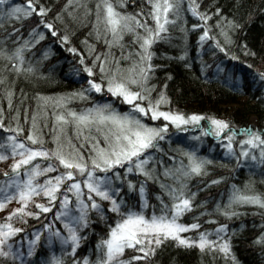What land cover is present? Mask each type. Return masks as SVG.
<instances>
[{"label": "snow or ice", "instance_id": "snow-or-ice-1", "mask_svg": "<svg viewBox=\"0 0 264 264\" xmlns=\"http://www.w3.org/2000/svg\"><path fill=\"white\" fill-rule=\"evenodd\" d=\"M147 2L150 10L146 15L154 22L151 25L140 18L145 15L141 9H137L136 13L118 11L113 0H98L96 5L98 13L101 8L103 10V15L98 19L104 25L105 37L111 33V39H106L107 44H120L122 36L129 33L139 45L138 58L133 60L131 66L123 68L119 58L109 60L105 56L101 59L99 53L92 65H87L81 56L80 63L84 65L82 71L89 77L86 85L56 97H39L40 110L33 112L27 135L19 138L24 129L17 125L11 129L14 134L0 140V162L11 158L7 168L0 170V211L7 209L11 202H16V206L4 211V216L0 218V258H3L4 264L9 261L11 264H68L69 258L70 264H142L150 260L157 248L168 239L175 240L180 246H196L202 251L216 250L225 258L231 256L233 264H236L230 235H224L228 232L226 224H218L215 230L199 231L195 237L181 235L200 228L195 217L191 223L180 222V217L195 207L193 199L196 193L185 194L186 181L194 175H206V166L212 161L198 156L195 150H184L183 155L188 161L186 165L162 169L163 177L175 182L169 184L161 180L155 154L150 151L159 148L158 142L169 128L167 122L181 128L190 123L197 125L202 117L196 113L185 115L178 111L162 110L160 105L167 103L163 86L155 100L151 97L156 85L149 81L159 67L151 62L154 56L151 46L156 41L166 39L162 34L169 31L170 24L176 23L181 5L179 0ZM26 3L27 8H23L18 4L8 6L7 0H0V15L19 19L20 13L28 16L36 12L41 17L40 23L52 30L55 36L52 23L42 19L48 9L43 6L37 9L33 0H26ZM116 4L123 6L124 0H116ZM188 10L203 22V31L199 36L203 42L210 36L207 21L213 15L220 14L221 9L215 7L214 11H200L195 0H189ZM221 21L225 26H221ZM216 26L221 27V35L229 44L232 43L231 32L240 28L235 20L224 16L216 21ZM200 27V24L191 25L192 29ZM42 37L41 32L36 39ZM68 39L67 35L60 37L62 42ZM212 39L215 40V37ZM25 47H31L27 40L17 46L12 55L0 49V56L22 61V49ZM216 47L226 55H232L219 42H216ZM241 47L246 53L256 55L244 42H241ZM69 51L75 53L77 49L70 48ZM232 59L237 57L232 55ZM97 64L100 73L98 80L93 78ZM110 64L114 66L109 67ZM14 67L20 70V64L14 63ZM256 75L264 80V72L257 71ZM102 92L127 105L128 110L120 112L113 103L108 102L93 103L79 111L68 106L71 101H87L92 94ZM11 95L9 89V104ZM50 105L54 106L53 127L52 134L46 140L39 117H45L43 127H46L45 109ZM145 117L153 121L162 117L165 123L159 126L149 124L145 122ZM206 119L211 127L202 128L201 131L211 132L217 139L227 141L224 147L228 154L236 155L232 144L235 136L241 134L244 137L239 141L242 147L236 157L238 163L241 157H249L250 149L259 147L258 163L264 165V130H254L250 126L230 128L229 122L224 119ZM2 120L3 116L0 115ZM69 127L72 136L68 134ZM0 128H5V125L0 123ZM226 130L227 134L221 136ZM48 143H51V147L47 146ZM250 159L257 161V156L252 154ZM159 163L163 166L164 162L161 160ZM130 174H137V178L129 179ZM139 176L144 179H139ZM223 179L217 177L208 183L214 184ZM148 181L159 184L161 190L156 193L159 210L153 205L151 214L145 212L149 206L146 192ZM125 187L129 192H138V206L120 195ZM165 193L169 203L162 198ZM242 206H255L264 214V191H257L249 181H245L243 187L232 185L223 206L217 202L216 211L234 219L241 214ZM90 213L101 221L113 219L114 222L107 225V232L96 241L92 252L77 256V249L88 235L87 232L81 233L91 223ZM112 214H115L114 217ZM29 218L40 221V227H32L29 231ZM210 231H215V239L209 238ZM252 242L264 247V231L256 235ZM57 244L60 246L59 254L54 250ZM126 250H133L137 254L125 258ZM41 254L43 259H37Z\"/></svg>", "mask_w": 264, "mask_h": 264}, {"label": "trees", "instance_id": "trees-1", "mask_svg": "<svg viewBox=\"0 0 264 264\" xmlns=\"http://www.w3.org/2000/svg\"><path fill=\"white\" fill-rule=\"evenodd\" d=\"M7 2L10 5L19 4L27 7L26 0H7ZM188 2L189 0H179L181 11L176 23L170 24L169 31L162 34L166 39L156 41L151 46V51L154 53L151 62L159 67L154 70V76L149 83L156 85L151 91L153 100L157 98L163 86L167 103L161 104V108L177 110L185 115L196 113L201 115L202 119L197 125L190 123L181 128H175L167 122L168 131L158 142L163 150V152L158 150L156 159L159 169L162 167L159 163L161 160L164 162L163 165L170 167L173 159L183 158L182 153L186 150V143L180 136L211 127L207 117L223 116L229 122L230 128L250 126L254 130H264V80L256 75L257 71L264 72V0H195L200 11L205 9L214 11L215 7L221 9L220 14L213 15L207 21L210 25V36L203 42L199 40L203 31V22L188 10ZM33 3L37 9L40 6L48 9L42 19L52 23L56 35L53 36L52 30L40 23L41 17L36 12L28 16L21 15L19 19L0 17V49H4L9 55L13 54L17 46L24 44L27 38H34L37 33H43L42 38L30 43L31 47L22 49L24 57L22 61L8 60L0 56V77L3 78L0 79V109H2L0 115L3 116L0 123L5 125V128H0V140L14 134L11 129L17 125L24 129L19 134V138L23 139L27 135L28 128L32 125L33 112L40 110L39 97H56L86 85L89 77L82 71L84 65L80 63L81 56L84 57V64L87 65H92L97 53L100 54L101 59L105 56L109 60L119 58L123 68L131 66L133 60L138 58L139 45L132 40V35L129 33L122 36L120 44L110 46L106 43V39H111V33H108L107 37L104 35V25L98 19V16L103 15V10L101 8L100 12H97L98 0H33ZM113 3L117 10L122 12L136 13L137 9H141L145 15L140 18L146 19L148 24L151 21L146 15L150 10L147 0H124L123 6L116 4V0H113ZM221 16L229 17L240 24V28L231 32V44L221 35V27L216 26V21ZM192 24H200L201 27L192 29ZM221 26H225L223 21ZM33 29L36 31L33 32ZM98 32L99 38H97ZM64 35L69 39L62 42L60 37ZM212 37H215V40ZM216 42L222 44L237 59H232V55H226L217 48ZM241 42H244L256 55L246 53L241 47ZM70 48H75L77 51L71 52ZM14 63L20 64L19 71L15 69ZM111 66L114 65L110 64L109 67ZM29 68L31 71H25ZM98 68L97 64L93 70V78L97 80L100 76ZM9 89L12 91L11 104L7 96ZM105 102L113 103L120 112L128 110L127 105L116 101L106 92L94 93L87 101L82 102L78 99L71 101L68 106L79 111L90 104ZM53 107L50 105L45 109L46 127H43L45 117H39L46 140L52 134ZM144 119L146 123L156 126L165 123L163 118H158L156 121L148 117ZM68 134L73 135L70 127ZM226 134L227 130L221 133V136ZM243 138L241 134H237L233 144L236 145ZM216 139L211 132L203 133L200 140L202 148L199 153L209 159L221 157L222 148L216 146ZM47 146L51 147V143ZM150 151L154 152L155 149ZM10 161L11 158L0 162V170L6 169ZM206 167L208 170L206 175H194L189 178V184L194 187L196 193L193 199L195 207L180 217V222L191 223L193 218H196L200 228L189 231L192 237H195L199 231L215 230L218 224H226L228 232L224 235H230L232 255L235 256L236 264H264V247L252 242L256 235L264 231L262 227L264 214H261V210L255 206H242L241 214L234 219L216 213L213 214L215 217L213 221H206V218L212 215L208 212L216 210L217 202L223 206L232 185L243 187L245 181H249L257 191H264V165L248 161L236 162L233 165L212 162ZM217 177L224 179L214 184L208 183L209 180H216ZM129 178L135 180L137 174H130ZM122 191L124 194L127 192L125 188ZM160 191L158 184L153 181L147 182L149 206L145 209L146 214L153 211V205L159 210L156 193ZM130 196L132 199L129 200L126 196V200L138 206V192H131ZM162 198L165 203L170 202L166 193ZM14 206H16L15 201L11 202L4 211L11 210ZM4 211H0V218L4 216ZM245 212L247 214H244ZM112 215L114 217L115 214ZM90 217L89 227L81 233L87 232L88 235L77 249V256L92 252L96 241L107 232V225L114 222L113 219L101 221L94 213H90ZM32 227L39 228L40 221L29 218L27 228L30 231ZM213 232L210 231L209 236ZM18 238L19 236L15 239ZM54 250L59 254V244ZM135 254L137 253L133 250H126L125 258ZM37 259H43V254ZM0 264H4L3 258H0ZM142 264H233V260L231 256L225 258L216 250L202 251L196 246H180L175 240L168 239L157 248L150 260Z\"/></svg>", "mask_w": 264, "mask_h": 264}, {"label": "rangeland", "instance_id": "rangeland-1", "mask_svg": "<svg viewBox=\"0 0 264 264\" xmlns=\"http://www.w3.org/2000/svg\"><path fill=\"white\" fill-rule=\"evenodd\" d=\"M8 3V2H7ZM8 6H11L10 4H8ZM23 8H27L26 6H24V5H21ZM5 13H6V9H4L3 10ZM21 15H23V13H20L19 14V16H21ZM0 17H2V18H9L7 15H0ZM154 22L152 21V19H151V21L149 22V24L151 25V24H153ZM39 35V33H37L36 34V36H34V38H27V41L29 42V43H31L32 44V42L33 41H37L38 39H36V37ZM45 53L47 52L46 50L44 51ZM161 106V105H160ZM162 110H166V109H163V108H161ZM170 110V109H169ZM166 111H168V110H166ZM170 111H177V110H170ZM212 117V116H211ZM162 118V117H161ZM218 119H224V120H226V118H224L223 116H221V117H217ZM252 121H253V118H252ZM210 122V121H209ZM251 123H253V122H251ZM175 127V126H174ZM176 128V127H175ZM210 128V127H209ZM204 132H202L201 130L200 131H198V132H194V133H192V132H187L186 134H182L181 136H180V138L186 143V150L187 151H193V150H195V152H196V154L198 155V156H201V157H207V156H205V155H202V154H200L199 153V150H200V148H202L201 146H202V142L200 141L201 140V135L203 134ZM205 134V133H204ZM216 146L218 147V148H222V155H221V157L220 156H217V157H215L214 159H209V157H207L209 160H211L214 164H224V165H229V164H235L236 162H237V156L239 155V152H240V149H241V145L239 144V141L237 142V144L236 145H234L233 144V141H232V144H233V151L236 153V155H231V154H228V150L227 149H225V147H224V145L227 143V141H225V140H222V139H216ZM158 150H161V152H163V150L160 148V146H159V148L158 149H155V151L154 152H152V153H154L155 154V159H157V156H158ZM183 154V153H182ZM252 154H254V155H256L257 156V161H252L251 159H250V155H252ZM250 155H249V157H247V158H245V157H241L240 159H241V162L240 163H243V162H245V161H248V162H255L256 164H259L258 163V161H259V147H257V148H255V149H250ZM187 157L186 156H184L183 155V158H181V157H179L178 159H173L172 160V164H170L169 166L170 167H172L173 169H175L176 167H179L181 164H184V165H186L187 164ZM151 165H149V167H150ZM163 167H168V166H165V165H163L162 167H161V171H160V175H161V180L162 181H165V179H167L168 181H167V183H169V184H173V183H175L171 178H165V177H163V175H162V169H163ZM130 176V175H129ZM130 179V178H129ZM141 180H143L144 178L141 176V178H140ZM159 185V184H158ZM117 186H119V184H117ZM122 189H124V188H122ZM125 189L127 190V188L125 187ZM186 192H194V187L193 186H190V184H189V179L186 181ZM130 193L131 192H129L128 190H127V192H126V194H124L123 193V191L121 190V193H120V195H122V196H124V198L126 199V196H128V199L130 200V199H132L131 198V196H130ZM139 195V194H138ZM128 200V201H129ZM138 204H139V199H138ZM151 212L152 211H150V213L149 214H151ZM216 213H218L216 210L215 211H209L208 212V214H212L210 217H208V218H206V221H213L214 219H215V217H214V215L213 214H216ZM183 223V222H182ZM184 223H190V222H184ZM194 230V229H193ZM191 231V230H190ZM181 235H186V236H191V235H189V231L188 232H186V233H181ZM209 238L210 239H215V231L212 233V235L211 236H209Z\"/></svg>", "mask_w": 264, "mask_h": 264}, {"label": "bare ground", "instance_id": "bare-ground-1", "mask_svg": "<svg viewBox=\"0 0 264 264\" xmlns=\"http://www.w3.org/2000/svg\"><path fill=\"white\" fill-rule=\"evenodd\" d=\"M19 5V4H18Z\"/></svg>", "mask_w": 264, "mask_h": 264}]
</instances>
